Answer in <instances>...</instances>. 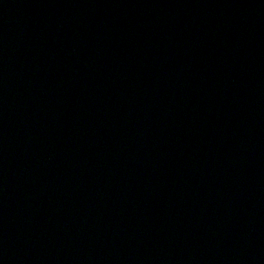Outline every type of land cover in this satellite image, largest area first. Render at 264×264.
<instances>
[{
	"label": "water",
	"instance_id": "1",
	"mask_svg": "<svg viewBox=\"0 0 264 264\" xmlns=\"http://www.w3.org/2000/svg\"><path fill=\"white\" fill-rule=\"evenodd\" d=\"M0 264H264V0H0Z\"/></svg>",
	"mask_w": 264,
	"mask_h": 264
}]
</instances>
